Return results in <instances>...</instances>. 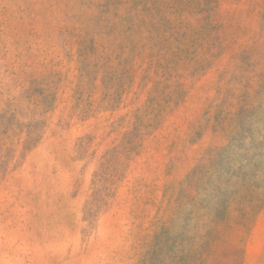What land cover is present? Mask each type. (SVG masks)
<instances>
[{"label":"rangeland","instance_id":"obj_1","mask_svg":"<svg viewBox=\"0 0 264 264\" xmlns=\"http://www.w3.org/2000/svg\"><path fill=\"white\" fill-rule=\"evenodd\" d=\"M0 264H264V0H0Z\"/></svg>","mask_w":264,"mask_h":264}]
</instances>
